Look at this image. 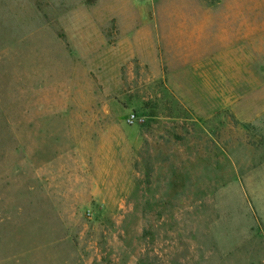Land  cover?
Instances as JSON below:
<instances>
[{
  "label": "rangeland",
  "instance_id": "obj_1",
  "mask_svg": "<svg viewBox=\"0 0 264 264\" xmlns=\"http://www.w3.org/2000/svg\"><path fill=\"white\" fill-rule=\"evenodd\" d=\"M0 264H264V0H0Z\"/></svg>",
  "mask_w": 264,
  "mask_h": 264
},
{
  "label": "built area",
  "instance_id": "obj_2",
  "mask_svg": "<svg viewBox=\"0 0 264 264\" xmlns=\"http://www.w3.org/2000/svg\"><path fill=\"white\" fill-rule=\"evenodd\" d=\"M127 120H128V122H133L135 120V115L133 113H131Z\"/></svg>",
  "mask_w": 264,
  "mask_h": 264
}]
</instances>
